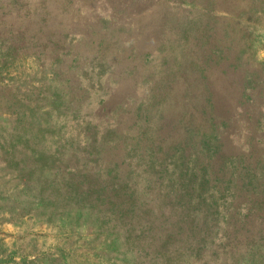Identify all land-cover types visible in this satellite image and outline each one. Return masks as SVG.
<instances>
[{"label": "rangeland", "instance_id": "1", "mask_svg": "<svg viewBox=\"0 0 264 264\" xmlns=\"http://www.w3.org/2000/svg\"><path fill=\"white\" fill-rule=\"evenodd\" d=\"M0 264H264V0H0Z\"/></svg>", "mask_w": 264, "mask_h": 264}, {"label": "trees", "instance_id": "2", "mask_svg": "<svg viewBox=\"0 0 264 264\" xmlns=\"http://www.w3.org/2000/svg\"><path fill=\"white\" fill-rule=\"evenodd\" d=\"M223 27H219V29L216 31L215 30V32L213 33V35H212V39L214 40V41H220V39L222 38V36H219V35H221V34H223L224 32H223ZM207 43H211L210 41L209 42H207ZM206 47H207V44H204ZM220 50H218V52H219Z\"/></svg>", "mask_w": 264, "mask_h": 264}]
</instances>
